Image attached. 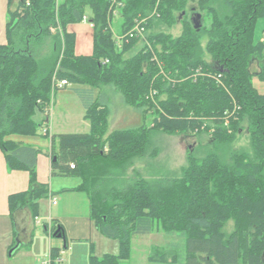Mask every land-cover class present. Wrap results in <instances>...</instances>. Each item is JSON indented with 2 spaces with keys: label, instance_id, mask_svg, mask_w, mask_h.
<instances>
[{
  "label": "trees",
  "instance_id": "16d2710c",
  "mask_svg": "<svg viewBox=\"0 0 264 264\" xmlns=\"http://www.w3.org/2000/svg\"><path fill=\"white\" fill-rule=\"evenodd\" d=\"M9 1L17 7L8 13V44L0 46V148L9 170L30 175L28 191L9 198L11 215L28 208L36 219L40 200L49 195L38 181L39 151L13 137L38 134L35 117L48 118L56 82L112 87L128 106L154 114L152 123L109 133L108 107L79 91L90 97V132L52 137V175L80 178L77 189L89 196L95 227L120 243L117 255L91 256L89 264L129 261L133 239L158 228L168 239H182L185 250L155 246L150 263L264 264V94L253 84L254 78L264 81L258 34L264 0H126L122 34L136 19H147L146 38L121 48L110 28L111 0H61L58 10L56 0ZM88 12L94 51L78 56L67 28ZM176 14L183 18L180 36L172 33ZM194 16H200L196 25ZM57 22L63 38L50 33ZM48 39L52 51L38 59ZM255 64H262L260 71ZM244 133L250 150L234 147ZM157 134H207L212 149L203 158L190 153L180 178L149 181L137 171L131 177L136 159L158 156ZM60 251L51 249L52 260Z\"/></svg>",
  "mask_w": 264,
  "mask_h": 264
},
{
  "label": "crops",
  "instance_id": "0c3cea01",
  "mask_svg": "<svg viewBox=\"0 0 264 264\" xmlns=\"http://www.w3.org/2000/svg\"><path fill=\"white\" fill-rule=\"evenodd\" d=\"M16 7L17 3L11 5L9 0H0V46L8 44V13L14 11ZM85 15L92 21L89 12ZM119 15L122 20L118 34L113 32V19L110 22L115 42L118 37L124 35L122 34L124 19L121 13ZM160 30L162 28L155 31ZM67 31L76 36L75 52L78 56L93 54L95 27L92 28L88 22H84L82 19L80 23L69 25ZM178 31L175 30L177 36L181 34H178ZM260 41L264 43V28L260 33ZM142 46L141 44L139 48ZM75 89L91 92L94 102L97 101L108 107L110 111L109 133L147 126V116L150 115L128 106L123 95L115 88L98 89L69 83L65 88L53 91L51 108L46 121L43 114L38 113L35 117V120L40 123L38 134L31 137H13V141L20 146L39 151L36 158L38 181L48 187L49 195L40 200L39 216L36 219L32 217L28 208L19 209L14 215H11L9 198L12 195L28 191L30 175L25 170H9L5 155L0 148V264L9 263L5 261L6 254L15 247L18 249L17 252L23 247L27 248L30 259L34 260L38 259L37 254H40V250L45 247L43 255L48 257L47 262L52 258V248L61 249L58 259L52 260V264H78L77 259L72 256V250L78 247V244L84 246L90 256L84 264H89L91 256L100 258L95 254L94 238L97 242L104 243V236L92 222L91 202L88 194L77 189L82 184V180L77 177L52 175V137L63 134H87L91 130L90 122L85 118V106H82L77 97H69ZM258 90L260 91L259 88ZM67 91L68 101L62 97ZM22 156L23 159L26 158L24 154ZM54 201L57 203L56 205ZM40 226L44 231L39 230ZM58 228L63 229V238L59 239L55 236L54 230L57 231ZM97 234H100L102 239L97 238ZM52 237L57 240L55 246L54 243L48 242ZM107 254L117 255L116 252H108L104 255ZM47 262L44 261L42 264Z\"/></svg>",
  "mask_w": 264,
  "mask_h": 264
},
{
  "label": "rangeland",
  "instance_id": "374dc122",
  "mask_svg": "<svg viewBox=\"0 0 264 264\" xmlns=\"http://www.w3.org/2000/svg\"><path fill=\"white\" fill-rule=\"evenodd\" d=\"M60 1L56 0L57 3V10L60 5ZM157 14V13H155ZM154 18L153 15L149 16L150 18ZM177 18V25L175 26V30H181L182 31V19L180 15L176 14L175 16ZM121 16L118 14L113 18V32L115 34H118L120 31V25H121ZM58 21V18H57ZM208 24V23H207ZM264 28V22H260L258 26V34L261 33L262 29ZM172 30V33L176 35L175 30ZM178 34L181 33V31ZM50 33L54 36H60L61 38L63 35L62 27L57 22V25H53L50 27ZM180 36V35H179ZM122 37V36H120ZM146 38V37H145ZM145 40V39H143ZM88 41V39H87ZM207 40L203 41V47H206ZM54 41L52 39L46 40V44L43 45V48H41V52L37 54V58L43 57L44 55H48L51 53L53 48ZM205 50V49H204ZM40 51V50H39ZM206 59L210 62L209 56H206ZM260 65L262 64H255V67H253V70L260 71ZM264 65V64H263ZM253 84L255 87L260 89L261 94H264V81H260L259 78L253 79ZM80 94V95H79ZM66 101H68V91L64 95H62ZM69 97L71 98H78V100L81 102L82 106H86L89 95L82 94L79 92V90L75 89ZM83 97L85 98V102L83 100ZM150 116H147V125H150L155 119V115L153 116L149 114ZM210 136L207 134H203L200 136L197 135H179V136H170L167 134H157L153 137L152 143L153 147L159 149V154L156 158H143V159H136L134 167L129 170V174L131 177H135L134 171L139 172L140 176L149 180V181H165V180H173L180 178L182 176V169L187 166V159L190 153L195 152L196 156L199 158H203L208 152L211 151L212 146L210 144ZM235 148L240 149H247L250 150V144H249V138L244 133L237 139V141L234 144ZM233 224H228L226 231H232L230 227H232ZM40 231H44L43 227H39ZM45 234V232H44ZM102 239L100 234H97V238ZM47 238V237H46ZM48 239V238H47ZM103 240L104 243L97 242L95 240L96 244V255L102 258L104 254L108 252H117L120 249V243L118 240L109 239L104 236ZM48 242L54 243L53 245L57 243V240L52 237L49 238ZM180 245V250L184 254L185 248L183 247L184 241L178 237L173 238H167L162 230L158 228L153 234L142 236V237H135L133 239V255L132 258L129 261L124 262L123 264H155L150 263L148 260L149 254L152 252V248L155 246L159 247H166L168 245ZM49 247V245H48ZM17 247L15 249H10L8 251V254H6L5 261L9 262L8 264H42L44 261L48 260V257H45V254L43 255V251L45 250V247H43L40 250V254H37L38 259H30V256L28 255V249L22 248L17 252ZM42 252V253H41ZM45 252V251H44ZM77 253V254H76ZM1 254V250H0ZM47 254V250H46ZM76 254V255H75ZM72 256H74L77 259L78 264H84V262L90 257L88 250L86 251V248L84 249V246H80L78 244V247L73 248L72 250Z\"/></svg>",
  "mask_w": 264,
  "mask_h": 264
},
{
  "label": "built area",
  "instance_id": "2783aa9c",
  "mask_svg": "<svg viewBox=\"0 0 264 264\" xmlns=\"http://www.w3.org/2000/svg\"><path fill=\"white\" fill-rule=\"evenodd\" d=\"M60 1V0H57ZM124 1L126 0H111V9L110 11L112 12L113 16H117L120 13V10L124 8L125 4ZM29 5V3H28ZM83 21L88 22L92 28L95 27V24L89 20V18L85 15L83 16ZM146 22L147 19H140L135 21L134 27L122 35V37L117 38V46L120 47L122 46L123 43H126L129 41V39H145L146 36ZM68 82L66 80H60L56 82V85L54 86V91L60 90L68 86ZM54 204L56 205L57 203L54 201ZM47 262V261H46ZM45 264H52V258L49 259V261Z\"/></svg>",
  "mask_w": 264,
  "mask_h": 264
},
{
  "label": "water",
  "instance_id": "95a60500",
  "mask_svg": "<svg viewBox=\"0 0 264 264\" xmlns=\"http://www.w3.org/2000/svg\"><path fill=\"white\" fill-rule=\"evenodd\" d=\"M197 18H198V21H197ZM199 21H200V17H197V16H194L193 19H192V22L195 23V25ZM54 160H56V159H54ZM60 231H61L60 228H58L57 231L55 232V236L58 237L59 239L63 238V234L60 233Z\"/></svg>",
  "mask_w": 264,
  "mask_h": 264
}]
</instances>
